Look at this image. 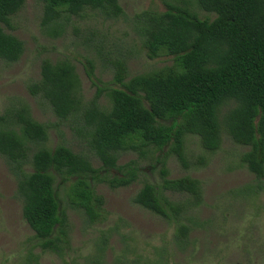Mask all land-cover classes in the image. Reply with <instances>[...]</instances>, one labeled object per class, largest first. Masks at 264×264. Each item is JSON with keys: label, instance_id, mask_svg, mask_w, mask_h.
I'll return each mask as SVG.
<instances>
[{"label": "trees", "instance_id": "obj_1", "mask_svg": "<svg viewBox=\"0 0 264 264\" xmlns=\"http://www.w3.org/2000/svg\"><path fill=\"white\" fill-rule=\"evenodd\" d=\"M26 0H0V58L18 61L24 42L7 32L11 16ZM41 23L62 33L64 13L84 16L88 10L106 18L125 14L120 0H41ZM202 10L215 16L202 18L190 6L163 0L166 9H146L134 15V29L149 58L171 55V65L130 75V48L112 44L100 46L99 55L112 72V83L94 82L93 97L85 100L75 65L67 58L44 59L39 80H31L28 90L47 103L56 120L34 119L28 106L0 113V155L17 177V192L23 200V217L35 232L44 251L60 256L70 248V223L66 208L55 187L54 173L62 180L73 179L69 192L71 208L82 211L88 223L103 221L105 199L94 181L100 169H123L114 177L113 187L127 186L139 179L136 161L119 165L121 154L145 146L174 153L187 165L185 142L198 135L203 147L216 151L223 129L237 144L247 146L241 162L264 184V0H195ZM193 5V4H192ZM196 10V9H195ZM88 75L95 78V65L87 59ZM106 96L104 105L101 98ZM228 105L223 118L222 108ZM70 125L88 151L76 152L64 140L62 127ZM55 128L60 141L48 146L49 130ZM139 139L138 145L135 140ZM92 154L101 162L93 165ZM141 154H146L141 150ZM27 165L32 170H27ZM162 182H145L133 200L140 206L176 224L175 238L183 241L190 227L184 221L185 203L173 200L167 191L202 201V183L190 176L170 178L163 164ZM255 189V188H254ZM255 189V190H257ZM103 235L104 243L108 240ZM24 264H41L30 253Z\"/></svg>", "mask_w": 264, "mask_h": 264}, {"label": "rangeland", "instance_id": "obj_2", "mask_svg": "<svg viewBox=\"0 0 264 264\" xmlns=\"http://www.w3.org/2000/svg\"><path fill=\"white\" fill-rule=\"evenodd\" d=\"M190 6L202 18L215 14L200 9L195 0H172ZM125 14L116 19L106 18L98 11L88 10L84 16L64 13L62 33L41 23L43 2L26 0L23 7L11 16L4 29L24 42L18 61L7 63L0 58V113L28 106L35 120L53 122L56 116L51 107L28 90L31 80H39L44 59H69L81 80V94L85 100L93 97L97 82L112 84V72L101 56V44L131 49L129 74L150 72L173 63L171 55L151 59L134 29V15L146 9L163 11V0H120ZM193 4V5H192ZM196 9V10H195ZM95 65V78L87 72V59ZM107 105V97L101 98ZM228 105L221 111L223 118ZM64 140L76 152L85 151L70 125L62 127ZM60 141L55 128L49 130L48 146ZM135 142L140 145L141 141ZM247 146L237 144L223 129L218 150H206L198 135L189 134L185 142L187 165L163 149L145 146L124 151L119 165L136 161L139 179L130 185L113 187L111 180L124 175L123 169H100L94 181L98 194L105 199L106 216L103 221L90 224L86 215L69 204L73 179L63 181L54 173L55 187L66 208L70 223V248L62 256L44 251L38 245L34 230L23 217V200L17 192V177L7 159L0 155V264H24L30 253L39 256L41 264H264V184L257 189L256 176L241 162ZM145 150L146 154H141ZM95 167L101 162L92 154ZM163 164L170 178L190 176L202 183V201L195 204L192 196L167 191L166 195L185 203L184 221L190 227L187 238L178 241L176 224L135 203L133 198L145 182L160 185ZM27 170H32L27 165ZM257 190H255V189ZM103 235L109 238L106 243Z\"/></svg>", "mask_w": 264, "mask_h": 264}]
</instances>
